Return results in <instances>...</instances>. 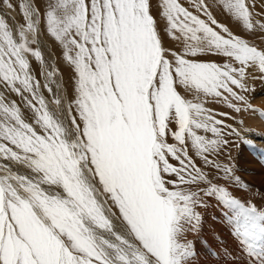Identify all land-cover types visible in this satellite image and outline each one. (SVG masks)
<instances>
[{
	"label": "snow or ice",
	"instance_id": "6c2138e0",
	"mask_svg": "<svg viewBox=\"0 0 264 264\" xmlns=\"http://www.w3.org/2000/svg\"><path fill=\"white\" fill-rule=\"evenodd\" d=\"M0 3L22 21L0 15V264H193L208 198L238 239L222 264H264V193L222 161L255 150L231 113L264 120V0Z\"/></svg>",
	"mask_w": 264,
	"mask_h": 264
},
{
	"label": "rangeland",
	"instance_id": "374dc122",
	"mask_svg": "<svg viewBox=\"0 0 264 264\" xmlns=\"http://www.w3.org/2000/svg\"><path fill=\"white\" fill-rule=\"evenodd\" d=\"M11 2L14 5H17L19 0H11ZM257 11H261V9L258 8ZM0 15L5 16L6 18H14L17 22H22L18 7L8 9L3 3H0ZM221 18L222 17L218 15V19L229 26L234 32L242 35V37L252 39L251 34L244 33L241 27L238 26L237 22L231 20L227 16L226 19ZM9 22L13 23V20L9 19ZM256 39L258 42L259 38L257 37ZM43 50L48 62L56 63L61 69L63 74V89L65 94H67L70 91V84L68 82L69 71L67 66L62 63L61 59H59L61 56V50L55 44L47 41ZM38 67L37 64L36 68L38 69ZM247 83L250 89L247 95L251 103L255 107L264 109V79L260 78L258 72H254L253 75L249 76ZM219 110L230 112L226 107H221ZM231 114L236 116L237 121L240 119L245 120L243 128L245 130L251 129V131H245L243 134L246 135L247 138L253 140L255 150L244 144L233 143L226 150L224 157H222V161L227 159V153L230 152L232 166L234 167L236 174L241 177L242 181L249 184L253 192L259 190L264 193V152L260 151V149H264V139L260 138L264 137V120H261L256 114ZM227 122L235 124V122L231 120ZM254 133H259L260 137L254 136ZM232 139L235 140L236 138L233 137ZM243 151L249 155V161L248 158H243ZM218 183L228 186L229 190L236 197L244 200L251 195V193L246 195L245 190H240L223 179L219 180ZM208 202L210 207L199 209L202 213L201 231L198 234H192L189 236V239L194 241L197 249V256L194 259L193 264H222L220 254L225 253L227 250H234L239 246L238 239L233 235L234 225L228 219L225 210L217 204L215 198H208ZM254 202L258 206L264 203L259 196L255 198ZM249 264H251V262H249Z\"/></svg>",
	"mask_w": 264,
	"mask_h": 264
},
{
	"label": "bare ground",
	"instance_id": "6f19581e",
	"mask_svg": "<svg viewBox=\"0 0 264 264\" xmlns=\"http://www.w3.org/2000/svg\"><path fill=\"white\" fill-rule=\"evenodd\" d=\"M17 4H18V3H17ZM219 16L222 17L221 19H226V16H224V15H222V14L219 15ZM224 17H225V18H224ZM229 18H230V17H229ZM230 19H231V18H230ZM231 20H232V19H231ZM231 20H230V21H231ZM257 123H258V122H257ZM230 146H231V145H230ZM248 156H249V155H247V154L245 153V151H243V158H246V159H247ZM249 159H250V158H248V161H249ZM261 170H262V169H261ZM213 208H214V207H213ZM219 224H220V223H219ZM216 225H217V224H216ZM213 229H214V228H213ZM209 233H210V232H209ZM207 237H209V236H207ZM216 250H217V249H216ZM213 252H214V251H213Z\"/></svg>",
	"mask_w": 264,
	"mask_h": 264
}]
</instances>
